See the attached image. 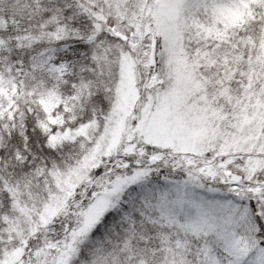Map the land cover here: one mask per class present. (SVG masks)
Returning a JSON list of instances; mask_svg holds the SVG:
<instances>
[{
	"label": "snow or ice",
	"instance_id": "1",
	"mask_svg": "<svg viewBox=\"0 0 264 264\" xmlns=\"http://www.w3.org/2000/svg\"><path fill=\"white\" fill-rule=\"evenodd\" d=\"M0 264H264V0H0Z\"/></svg>",
	"mask_w": 264,
	"mask_h": 264
}]
</instances>
